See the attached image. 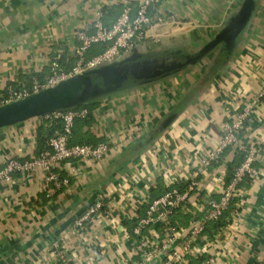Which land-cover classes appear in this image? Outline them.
Segmentation results:
<instances>
[{
    "label": "crops",
    "instance_id": "1",
    "mask_svg": "<svg viewBox=\"0 0 264 264\" xmlns=\"http://www.w3.org/2000/svg\"><path fill=\"white\" fill-rule=\"evenodd\" d=\"M139 1L0 0V96L24 87L30 76L43 81L57 51L65 49L71 58L77 32L90 31L98 11L110 27L116 19L107 20L105 9L122 10L127 3L135 10ZM149 15L162 16V23H153L145 40L116 61L132 62L141 73L88 102L94 122L84 130L98 140L89 146L107 144L105 156L62 164L58 173L68 184L51 195L41 169L16 173L0 186V264H152L143 255L154 253L162 233L155 226L143 232L158 235L145 254L135 252L141 237L131 233L147 203L159 186L169 190L180 183L187 191L195 183L171 221L186 229L202 217L209 198L219 199L238 150L228 147L207 168L202 160L219 145L223 124L258 95L239 136L257 149L256 175L232 223L212 238L217 245L202 240V258H189V264L211 256L216 264L264 260V0H160ZM186 60L192 62L151 76ZM43 122L35 117L0 129V169L9 158L37 155L48 132ZM98 202L101 209L90 222L75 227Z\"/></svg>",
    "mask_w": 264,
    "mask_h": 264
},
{
    "label": "built area",
    "instance_id": "2",
    "mask_svg": "<svg viewBox=\"0 0 264 264\" xmlns=\"http://www.w3.org/2000/svg\"><path fill=\"white\" fill-rule=\"evenodd\" d=\"M157 3H159V0H140L134 11L125 3L121 13L110 27H106L103 24L102 13L98 11L90 31L82 29L76 34V44L69 53L70 57L74 59V63L71 66L63 67L60 62L62 52L57 51L49 62V74L43 81L32 80L28 88L14 89L10 87L4 95L0 96V107L40 91L56 87L72 78L114 63L123 56L131 54L137 44L145 40L147 30L151 25L153 23H162V16L156 15L152 17L149 15L150 7ZM94 45H104L105 48L100 54L88 58L87 53ZM258 98L259 95L223 124V136L219 145L208 152L207 156L202 160L203 166L207 168L228 147L236 148L238 151L245 153V158L234 172L231 182L227 185L223 184L219 199L216 201L209 198L206 206L201 207L199 211L202 217L194 218L186 229H177L173 226L171 218L177 209L184 206L189 193L193 192L196 186L195 183H191L187 191L183 193L176 188H171L159 198L148 202L144 216L137 220L136 226L131 231L133 235L141 237L139 244L136 245L135 252L137 254H145V249L154 245V242L158 239L155 230L151 229L148 234L142 235L149 227L158 225L161 226L163 237L162 241H160V246L154 250V253L147 252V254L143 255L146 260L153 258L154 262L152 264H189V258H202L203 248L199 247L200 243L205 241L208 246L217 245V239H209L203 234L205 223L217 221L235 197L238 199L235 205L240 208L245 190L240 189L239 185L247 176L253 179L256 175V169L253 164L256 159L257 149L243 145L239 141V134L243 129L245 120L249 116V112L258 103ZM86 114V109H68L39 116L40 119L47 122L61 121V132L50 137L46 142L45 148L38 155L28 159L9 158L0 169V186L10 184L12 176L16 173L31 176L33 172L41 169L44 173L43 189L47 195H51L62 185L68 184V180L62 179L58 173L62 164L71 160H101L108 151L107 144L99 143L96 146L69 144L74 120L84 118ZM100 209V202L89 207L85 213L76 219L75 227L84 228L90 222L91 217ZM236 214L235 212L232 215L227 225L228 227ZM183 235H185L184 239H182ZM179 240H181V244L176 246ZM62 263L70 264L64 259ZM199 264H216V259L211 256ZM258 264H264V260Z\"/></svg>",
    "mask_w": 264,
    "mask_h": 264
},
{
    "label": "water",
    "instance_id": "3",
    "mask_svg": "<svg viewBox=\"0 0 264 264\" xmlns=\"http://www.w3.org/2000/svg\"><path fill=\"white\" fill-rule=\"evenodd\" d=\"M247 16V13H244L241 17H238L235 25L239 26ZM188 62H192V60L162 67L158 73L154 72L151 76L155 77L162 72H174L181 69ZM125 64V62L111 63L72 78L56 87L40 91L0 107V129L48 113L62 112L76 103L121 88L135 77L128 72L129 67Z\"/></svg>",
    "mask_w": 264,
    "mask_h": 264
},
{
    "label": "trees",
    "instance_id": "4",
    "mask_svg": "<svg viewBox=\"0 0 264 264\" xmlns=\"http://www.w3.org/2000/svg\"><path fill=\"white\" fill-rule=\"evenodd\" d=\"M160 2V0H159ZM159 5V3L152 5L149 9L150 11H155V8ZM136 9V8H135ZM134 11V9H133ZM121 13V7H113L111 9H105L104 10V16L107 20H110V22H113ZM105 46L104 45H94L91 47V49L89 50V52L87 53V57L91 58L95 55L100 54L103 50H104ZM62 54H61V58H60V62L62 63L63 67H67L70 66L74 63V60L69 58V56L67 57V51L64 49L62 50ZM56 54V53H55ZM55 54L52 56V58L55 56ZM67 59V62H66ZM33 78L39 79L37 77H32L30 76L26 82L25 85H23L24 87H28L31 85ZM93 99V98H92ZM92 99L80 102V103H76L74 105H72L71 107L65 109H75V110H81V109H86L87 110V114L84 116V118L81 119H75L74 123H73V127H72V131H71V136H70V140H69V144L70 145H95L97 143V139L92 136L88 131H85L84 128L85 127H89L91 124H93L94 122V118L92 115V106L88 103L89 101H91ZM43 123H45L46 125V130L48 131L46 133V139H42L41 143L39 141L38 144V152L37 155L39 154V152H41L45 146H46V142L47 140L52 137L53 135H55L56 133L61 132L62 130V122L61 121H53V122H47L44 121ZM246 126V122H244L243 124V129L240 132L239 136L243 133L244 129ZM38 135V134H37ZM46 140V141H45ZM225 151L221 154V156L212 163V165H216L220 162L222 156L224 155ZM245 158V153L242 151H238L235 154V158L234 160L228 164L227 169H226V177H225V185L229 184L233 178L234 172L236 171V169L241 165V163L243 162ZM252 179H250L248 176L242 181V183L239 185L240 189H245L249 186L250 181ZM159 189L156 192V196L154 199L159 198L160 196H162L168 189L167 188H160V186L158 187ZM174 188H176L179 192L183 193L185 190H183L182 188V184H176L174 186ZM153 199V200H154ZM238 201L237 197H235L233 199V201L230 203L229 207L222 213V215L219 217V219L217 221H209L206 222L204 225V229H203V234L206 235L209 239H212L215 234L221 232L224 228L227 227L229 220H231L232 215L235 212H238L239 208L236 207V202ZM173 226H175L177 229L179 228L173 221H172ZM135 224H132V227ZM186 226V224L184 225ZM155 228H157L158 232H161V226H155ZM57 264H63L61 261H59ZM190 264H199V262L197 261H192Z\"/></svg>",
    "mask_w": 264,
    "mask_h": 264
},
{
    "label": "flooded vegetation",
    "instance_id": "5",
    "mask_svg": "<svg viewBox=\"0 0 264 264\" xmlns=\"http://www.w3.org/2000/svg\"><path fill=\"white\" fill-rule=\"evenodd\" d=\"M125 65H127L128 68V72L131 73L133 76H137V74H140L141 72L138 73V71L136 70V65H134L132 62L130 63H126Z\"/></svg>",
    "mask_w": 264,
    "mask_h": 264
}]
</instances>
